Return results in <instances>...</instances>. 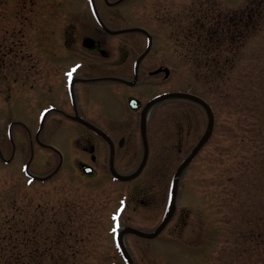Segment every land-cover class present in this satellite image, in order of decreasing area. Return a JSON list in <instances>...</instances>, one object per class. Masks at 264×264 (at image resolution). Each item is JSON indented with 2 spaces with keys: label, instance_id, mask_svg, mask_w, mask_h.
Masks as SVG:
<instances>
[{
  "label": "rangeland",
  "instance_id": "1",
  "mask_svg": "<svg viewBox=\"0 0 264 264\" xmlns=\"http://www.w3.org/2000/svg\"><path fill=\"white\" fill-rule=\"evenodd\" d=\"M55 1L0 0V264L8 259L125 264L112 231L129 213L125 206L120 212L121 201L131 191L150 196L160 187L166 197L174 171L205 131L206 111L183 98L155 105L149 163L129 182L112 178L101 164L90 175L73 166L74 149L64 144L70 135L52 132L51 119L41 138L66 153L56 171V152L33 143L30 158L22 125L13 126L12 152L9 122L18 119L34 128L39 123V116L29 114L41 106H34L28 86L41 73L30 66L66 63L53 55L65 46L54 19ZM249 3L258 9V0H126L122 5L126 23L151 31L154 52L172 68L169 78L147 85L144 99L160 91H188L207 100L215 118L211 137L179 178L178 217L155 237L124 235L136 264H264V1L239 43L218 47L209 41L211 34L225 32L230 14H240ZM44 47L51 50L48 59L39 51ZM14 70L19 95L6 97L2 77L10 79ZM28 160L36 178L25 171ZM133 214L130 219L141 225L155 223L140 218V211Z\"/></svg>",
  "mask_w": 264,
  "mask_h": 264
},
{
  "label": "flooded vegetation",
  "instance_id": "2",
  "mask_svg": "<svg viewBox=\"0 0 264 264\" xmlns=\"http://www.w3.org/2000/svg\"><path fill=\"white\" fill-rule=\"evenodd\" d=\"M125 1L94 0L93 2L91 0V3L89 0L55 1L54 19L65 46L61 49L62 53L53 55L66 60V63L30 66L41 73V79L28 86L31 88L30 96L34 106L37 104L41 106L36 114L35 108H32L29 114L32 118L39 116V123L34 128L21 120H11L15 121L12 125V133L14 125H22L28 133L30 145L38 143L56 152L59 159L61 154L62 165L66 158L65 151L41 138L43 132L48 129L46 121L54 120L49 128L52 132L70 135L69 141L64 139V144L68 143L74 149L71 154L73 166L80 167L81 170L84 166H91L90 173H84L82 170L85 175L94 174L99 164L108 168L110 172L112 162L113 167L122 174H128L139 166L144 151L141 121L145 105L154 96L167 92L160 91L144 99L146 87L148 84L169 78L172 73V68L163 69L164 65L159 54L154 52V35L151 31L149 33L152 35V45L142 56L147 46L148 33L143 30H127L130 27L142 26L126 23L129 15L127 8L122 6ZM39 51L45 59H48L49 53L51 54V50L46 47ZM73 68H76V71L69 79L66 74ZM12 72L14 74L12 73L10 79L5 80L2 77L7 84L3 92L6 97L16 98L19 95L18 72L17 70ZM132 98L135 99L133 104L130 103ZM160 102L152 105L146 113L149 151L146 164L140 174L150 160L149 118L153 107ZM43 115L45 118L42 121ZM89 123L102 130L110 140L103 137ZM36 136L42 144L36 140ZM140 174L130 180H134ZM142 194L143 196H139L134 191L127 193L124 206L129 213L125 219H121L120 227L129 225L151 231L159 224L167 207L169 191L166 197L161 187L157 192H150V196L147 192ZM138 211L141 212L140 218L149 222L154 220L155 223L147 227L130 219L129 215ZM158 214L159 217L155 221ZM177 217L176 200L174 212L162 231ZM126 247L137 263L127 244ZM120 257L122 259V255Z\"/></svg>",
  "mask_w": 264,
  "mask_h": 264
},
{
  "label": "water",
  "instance_id": "3",
  "mask_svg": "<svg viewBox=\"0 0 264 264\" xmlns=\"http://www.w3.org/2000/svg\"><path fill=\"white\" fill-rule=\"evenodd\" d=\"M99 21L100 18L98 17ZM136 29H141L144 30L142 28L139 27H132L130 28V30H136ZM151 43V38H150V42L148 44V48L150 46ZM145 53V52H144ZM166 67H164L165 69ZM174 97H178V98H185L194 102L199 103L200 105H202V107L205 109L206 111V115H207V124H206V128L205 131L203 133V135L201 136V138L198 140V142L193 146V148L191 149V151L187 154V156L182 160V162L178 165L177 169L175 170V173L172 177V181H171V187H170V192L173 196V199L168 203L166 212L164 214L163 219L161 220V222L159 223V225L153 230V231H143L134 227H123L119 230V232L116 235V240H117V244L126 260L127 264H135L134 261L132 260V258L130 257L124 242H123V235L126 232H133L136 233L138 235L141 236H145V237H153L156 234H158L161 229L164 227V225L167 223V221L169 220V218L171 217L174 209H175V200H176V194H177V190H178V183H179V178L183 172V170L186 168V166L191 162V160L193 159V157L198 153V151L201 149V147L206 143V141H208V139L210 138V136L212 135L213 132V127H214V112L210 106V104L203 99L202 97H200L197 94L191 93V92H186V91H173V92H168V93H164V94H160L154 98H152L150 101L147 102L145 109H144V115L142 117V122H141V129H142V137H143V143H144V155L142 158V161L139 165V167L133 171L130 174H121L118 173L116 171V169L113 167V164L111 162L110 165V170L112 172V174L119 178V179H123V180H127L130 178H133L135 176H137L141 170L143 169L146 160H147V156H148V142H147V138H146V120H145V112L148 110V108L153 105L155 102H158L160 100H164L167 98H174ZM84 122L88 123L86 120H83ZM90 124V123H89ZM92 128H94L97 132H99L103 137H105L106 139L110 140V138L108 137V135H106L104 132H102V130H100L99 128L95 127L94 125L90 124ZM33 151L31 153V157H32ZM61 160V159H60ZM61 163V161H60ZM29 164V163H28ZM28 164H27V170H28ZM59 165L57 166V168L55 169V171L58 169ZM83 170L85 172H90L91 168L89 166H85L83 167ZM44 178V177H42Z\"/></svg>",
  "mask_w": 264,
  "mask_h": 264
},
{
  "label": "trees",
  "instance_id": "4",
  "mask_svg": "<svg viewBox=\"0 0 264 264\" xmlns=\"http://www.w3.org/2000/svg\"><path fill=\"white\" fill-rule=\"evenodd\" d=\"M258 1H259L258 9L255 6V4L249 3L248 5H246V7L243 8L240 14L237 15L230 14V16L226 21L227 26L225 32L216 34L219 36H214V37L211 34L209 41L215 43L218 47H221L223 45H230V44L233 45V42L239 43L240 40L244 38V28L253 25V18L256 15L257 10H258L257 15H259L260 12H262L261 5L264 0H258ZM8 260H6L2 264H12Z\"/></svg>",
  "mask_w": 264,
  "mask_h": 264
},
{
  "label": "snow or ice",
  "instance_id": "5",
  "mask_svg": "<svg viewBox=\"0 0 264 264\" xmlns=\"http://www.w3.org/2000/svg\"><path fill=\"white\" fill-rule=\"evenodd\" d=\"M89 2L91 3V0H89ZM78 67H79V65L76 66V68H78ZM76 68H73L70 72H68V73L66 74V75L68 76L69 79H71V77H72V73L76 71ZM29 183H32V181H29ZM172 199H173V196H172V194H171V192H170V194H169V200L171 201ZM123 205H124V202L121 201V210L123 209ZM117 215H119V212L117 213ZM115 219H116V216L113 217V220H115ZM112 231L115 232V231H116V228L114 227V228L112 229Z\"/></svg>",
  "mask_w": 264,
  "mask_h": 264
}]
</instances>
